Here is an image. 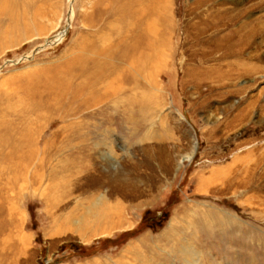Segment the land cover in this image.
Segmentation results:
<instances>
[{
    "label": "rangeland",
    "instance_id": "obj_1",
    "mask_svg": "<svg viewBox=\"0 0 264 264\" xmlns=\"http://www.w3.org/2000/svg\"><path fill=\"white\" fill-rule=\"evenodd\" d=\"M17 1L25 20L0 14L2 102L52 80L81 40L123 28L122 1ZM162 7L144 124L114 125L63 176L9 199L2 174L0 264H264V0Z\"/></svg>",
    "mask_w": 264,
    "mask_h": 264
},
{
    "label": "bare ground",
    "instance_id": "obj_2",
    "mask_svg": "<svg viewBox=\"0 0 264 264\" xmlns=\"http://www.w3.org/2000/svg\"><path fill=\"white\" fill-rule=\"evenodd\" d=\"M117 1L123 2L117 10L123 23V28L115 32L117 38L103 34L94 40H81L77 50L55 70L53 79L41 84L43 87L29 88L15 101L8 96L6 102L0 101V176L5 174L7 178L6 198L20 183L27 188L29 179L38 182L60 178L66 162L76 160L85 148L94 149L107 141L101 135L111 134L116 127L129 129L132 124L139 129L144 124L151 107L141 77L148 83L155 82L160 71L162 0ZM19 6L17 0H0V14L10 15V25L25 20ZM123 30L132 34L125 36ZM5 31L0 27L1 36ZM108 37L112 38L103 42ZM249 37H242L241 45L249 43ZM206 54L203 52V56ZM49 85L59 92H51ZM90 108L93 110L82 114ZM57 121L61 123L53 130ZM193 154L184 155L182 161ZM34 161L38 164L30 170ZM2 189L0 202L4 203Z\"/></svg>",
    "mask_w": 264,
    "mask_h": 264
}]
</instances>
